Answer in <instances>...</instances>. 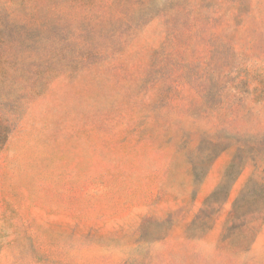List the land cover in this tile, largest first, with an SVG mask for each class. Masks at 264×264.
I'll return each mask as SVG.
<instances>
[{
    "label": "rangeland",
    "instance_id": "rangeland-1",
    "mask_svg": "<svg viewBox=\"0 0 264 264\" xmlns=\"http://www.w3.org/2000/svg\"><path fill=\"white\" fill-rule=\"evenodd\" d=\"M0 264H264V0H0Z\"/></svg>",
    "mask_w": 264,
    "mask_h": 264
}]
</instances>
